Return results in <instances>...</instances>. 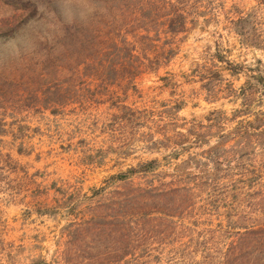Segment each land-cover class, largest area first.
Instances as JSON below:
<instances>
[{
    "label": "rangeland",
    "instance_id": "rangeland-1",
    "mask_svg": "<svg viewBox=\"0 0 264 264\" xmlns=\"http://www.w3.org/2000/svg\"><path fill=\"white\" fill-rule=\"evenodd\" d=\"M153 1L131 0L135 6H119L114 17L121 26L118 24L115 30L125 31L123 35L135 30L132 23L141 14V5L148 9ZM191 1L186 31L176 37L180 44L177 57L159 73L160 77L171 79L172 90L166 89L156 74H145L134 85H122V89L111 87L107 92H94L93 88L82 86L76 96L71 90L63 99L57 91H67L77 81L69 68L72 59L68 61L66 54L63 57L55 52L60 56L55 62L57 70L43 68L41 62L35 68L34 63L46 55L47 36L54 40L62 23L103 14L105 0H0V33L21 27L16 38L0 40V122L7 126L0 142V263L30 264L34 253L36 260H41L39 263L68 264L63 257H57V249L72 245L69 236L60 239L68 223L76 221L75 216L67 214L71 204L77 216H84L93 191L110 176L135 167L140 161L161 160L176 151H148L137 141L157 125L160 127L155 131L168 136L175 134L176 125L187 124L188 129H196L199 138L196 144H188L187 153L198 156L199 169L206 172L212 184H221L225 189L248 185L243 204L227 200L209 205L205 198L195 202V216L203 224L223 231L221 245L225 247L238 228L264 226V86L255 79L259 76L257 70L264 75V54L244 49L230 32L233 19L250 14L259 19L252 30L264 37V0ZM161 15L160 11L152 23H160ZM121 38L119 33L117 40L122 42ZM130 38L133 39L131 35ZM141 44L140 38L138 48ZM225 51H230L233 61L244 62L246 71L237 78L224 73L228 83L222 89H231L232 84L237 94L216 100L203 87L208 81L205 72L213 66V57ZM195 59L203 72L199 80L188 70ZM169 106L182 110L167 113ZM123 135L129 139L130 152L121 149ZM185 159L186 155L179 161L165 160L161 171H171ZM104 198L109 197L104 195L95 201ZM63 204H68L66 211L56 210L55 206ZM42 210L52 211L51 216L37 215ZM241 212L249 218L242 225L221 227L218 223ZM187 241L170 244L156 239L152 248L187 247ZM202 253L187 261L160 263L223 264L200 262ZM208 254L214 257L211 252Z\"/></svg>",
    "mask_w": 264,
    "mask_h": 264
},
{
    "label": "trees",
    "instance_id": "trees-1",
    "mask_svg": "<svg viewBox=\"0 0 264 264\" xmlns=\"http://www.w3.org/2000/svg\"><path fill=\"white\" fill-rule=\"evenodd\" d=\"M130 2L131 0H105L103 14L97 13L91 19L62 23L54 40L50 41L47 36L46 55L40 61L37 60L34 67L37 68L41 62L43 64L41 67L57 70L59 67L55 62L60 58L58 54L63 57V54H66L68 61L69 58L72 59L69 68L73 72V77L77 79L73 85L68 86L67 91L63 89L57 91L59 98L64 99L66 93L71 90L76 96L82 86L93 88L91 90L94 92L97 90L107 92L111 87L122 89V85H134L137 78L145 74H156L166 89H173L171 79L160 77L159 73L168 68L177 57L180 44L177 43L176 37L186 31L191 18L192 1L183 0L179 4L178 0H155L150 3L148 9L141 5V14L135 17L132 23L135 30L132 29L123 35L125 31L115 30L119 19L116 21L114 12L119 6L123 8L135 6ZM160 11L162 12L160 23L159 20H155L153 24ZM106 17L108 19L103 21ZM258 20V17L250 14H241L231 21L230 32L238 38L244 49L264 54V37L252 30ZM99 22L103 23V27ZM20 29L21 27L0 33V40L7 42L16 38ZM119 33L122 42L117 40ZM161 34L165 36L163 39ZM140 38L143 39V44L138 48ZM55 52H58L57 56L54 55ZM229 53L230 51H225L227 54L225 55L218 52L212 59L213 66L208 67L205 72L208 81L203 87L205 86L216 100L229 99L236 97L237 94L232 84L231 89H227L226 86V90L222 89L228 83L224 79V73L237 78L246 71L244 62L233 61ZM21 54L20 56H23ZM201 68L195 59L190 63L188 70L196 80H199ZM257 72L259 73L255 78L257 84L264 86V75L260 70ZM242 98L244 100L245 95ZM174 109L178 112L182 110L181 107L169 106L166 112L169 110L173 112ZM54 114L56 115V111ZM149 120L156 124L154 119ZM159 127L157 125L154 130L143 133L137 141L143 143L148 151L161 149L176 151L161 160L155 158L140 161L135 167L110 176L102 187L93 191L89 199L92 202L88 204L87 214L84 216L82 214L77 216L76 208L74 209L72 205L67 214L75 216L76 221L68 223L67 231L61 234L60 239L69 236L71 240L69 242L76 247L70 245L65 250L58 248L57 257H63L68 264H161L162 260L173 263L175 260L195 259L196 254L203 252L200 259L202 263L264 264V226L256 229L238 228V232L236 231L224 247L219 242L224 239L223 231L212 225L203 224L199 217L195 216L198 210L194 206L199 198L207 199L209 205H217L227 200H233L234 204H243L248 185L225 189L221 184H212L206 172L199 169L201 164L198 156L187 153L188 144L194 145V142L196 144L199 138L196 129H188L187 124L180 127L176 125L175 134L168 136L165 132L155 131ZM5 128L7 126L0 122V142L1 137L6 135ZM247 134L243 133V136ZM129 147V139H125L123 135L121 149L123 152H130L127 151ZM184 155L186 159L174 169L161 171L165 166V160L179 161ZM104 195L109 198L95 201ZM247 216L245 212H241L233 217L220 219L218 223L221 227H228L232 223L242 225L249 220ZM155 232L158 234L151 237L150 234ZM199 233L204 236L199 237ZM156 239L170 244L186 239L189 246L166 249L162 245H157L153 249ZM211 246L212 248H209ZM210 252L214 255L213 258L209 256ZM31 256L34 259L30 264H46L39 263L41 260H36L34 253H31Z\"/></svg>",
    "mask_w": 264,
    "mask_h": 264
},
{
    "label": "crops",
    "instance_id": "crops-1",
    "mask_svg": "<svg viewBox=\"0 0 264 264\" xmlns=\"http://www.w3.org/2000/svg\"><path fill=\"white\" fill-rule=\"evenodd\" d=\"M83 166H84V165H83ZM68 204H69V203H68ZM68 204H67V206H68ZM71 205H73V203H72ZM67 206H65V205L63 204V205L60 206V207H58V206L56 207V206H55V208H56V210H59L60 212H62V211H66V210H67V208H65V207H67ZM47 207H50V208H51V207H53V206H52V205H50V206L48 205ZM51 212H52V211H44V210H42L41 213H40V214L37 213V215H39L40 217H43V216H45V215H50V216H51ZM60 214H61V213H59V215H60Z\"/></svg>",
    "mask_w": 264,
    "mask_h": 264
}]
</instances>
